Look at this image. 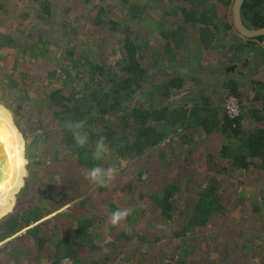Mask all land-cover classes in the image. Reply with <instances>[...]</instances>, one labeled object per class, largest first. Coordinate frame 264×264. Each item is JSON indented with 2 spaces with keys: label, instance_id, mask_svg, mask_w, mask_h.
Segmentation results:
<instances>
[{
  "label": "rangeland",
  "instance_id": "374dc122",
  "mask_svg": "<svg viewBox=\"0 0 264 264\" xmlns=\"http://www.w3.org/2000/svg\"><path fill=\"white\" fill-rule=\"evenodd\" d=\"M43 1L0 0V35L22 41L27 34L53 32V44L65 47L70 36L72 46L80 49L86 59L102 60L107 69L122 59L121 29L114 31L107 22L99 23L108 18L120 22L121 28L127 25L125 16L121 15V0L112 5H107L108 0H49L53 19L48 24L37 17ZM141 1L148 4L147 12L139 23L132 21L129 25L136 37L149 44L145 63L151 61L155 79L161 82L170 75L164 72L167 58L160 30L171 25L174 28V22L179 20L174 14L178 12L179 1ZM216 11L225 16V22L233 23V4L225 7L218 2ZM163 21L168 25L164 23L159 29ZM72 29L73 33L69 34ZM194 31L187 33V54L183 51L184 55L174 59V64L181 66L183 72L187 71L185 66L190 63L189 59H196L201 67L210 65L216 70L241 61L242 52L230 49L231 36L216 46L224 44L225 48L202 51L196 46ZM235 34L241 36L237 31ZM59 51L56 49L55 54ZM3 52L0 82H7L5 78L12 75L21 89V100L14 104L24 108L18 113L9 108L4 95L14 91L11 87H0V207L9 205L0 222L36 213L42 220L0 241L1 257L10 256L12 264H54L59 258V263L65 258L70 264L76 263V259L66 255L64 248L58 245L65 234H75L78 230L79 224L67 218L69 210L75 208L82 222L86 224L85 220L91 218L93 223L92 227L86 224V229L79 230L88 234L91 229L98 231L97 239H84L83 244L77 245L80 257L76 264H264V170L260 168V160L245 171L222 168L224 143L230 145L231 151L239 147L234 138L227 139L217 131L204 134L194 125L177 131H171L170 127L167 133L162 124H157L165 137L160 144L127 164L110 162L103 157L99 167L116 168L115 179L107 187L90 183L85 179V166L66 152L62 137L55 135L57 121L43 96L46 83L41 76L46 67L40 63L31 66L23 59L14 71L13 51ZM52 55L55 56L54 52ZM249 75L243 80L246 82L245 89L240 90L241 97L236 96L244 118L243 137L264 128V119L258 122L253 116V111L260 110L263 102L264 91L259 84L264 82V67H253ZM26 79L30 82L26 83ZM35 80L38 84L31 87ZM218 84H222L221 81L209 84L212 89H208L205 96L212 98L222 119L230 93L224 86L217 87ZM190 87L186 85L187 91L192 89L189 90ZM257 96L258 101H254ZM180 99V94L174 96V107H180ZM10 163L21 168L19 175L16 174L17 180L8 171ZM210 192L219 195L223 207L207 226L186 228L199 201L205 196L212 200ZM167 195L173 203L170 211L156 205L157 198L165 199ZM118 209H132V212L118 226H112L108 218ZM45 221L50 222L41 233L45 241L30 243L28 253L19 248L14 239ZM89 244L102 249L90 253ZM0 264L8 263L0 259Z\"/></svg>",
  "mask_w": 264,
  "mask_h": 264
},
{
  "label": "trees",
  "instance_id": "16d2710c",
  "mask_svg": "<svg viewBox=\"0 0 264 264\" xmlns=\"http://www.w3.org/2000/svg\"><path fill=\"white\" fill-rule=\"evenodd\" d=\"M48 1H43L37 10L39 20L47 24L53 19V8L48 4ZM115 1L108 0L107 5H112ZM160 1L164 3L179 1L176 6L178 12H174L179 20L174 22V28L172 29L171 25L168 29L160 30V37L165 41V56L167 58L164 72L167 76L170 75L168 79L161 82H157L158 80L155 79L151 61L145 63V52L150 47L149 44L146 43V40L136 37L134 30L129 25L132 21L139 23L147 12L148 4L141 0H121L123 2L121 15L125 16L127 23L122 28L116 19L106 18L99 21L100 24L107 22L111 30L121 29L123 33L122 59L112 68L107 69L102 60L86 59L80 49L72 46L70 36L66 37L65 47L53 44V32L46 34V31H39L36 35L27 34L22 41L10 35H0V60L5 57L2 55L4 54L3 50L8 49L13 51L12 56L15 58L14 71L17 68V63L23 59H27L25 62L31 66L40 63L41 66L46 67L41 76L42 82L46 83L43 96L50 105L51 115L57 121L55 135L57 138L62 137L66 152L84 165L87 171L100 166L103 157H106L110 162H126L127 164L146 151L152 150L165 138L157 124H162L167 133H169L170 127L173 128L171 131H177L179 128L194 125L201 128V132L204 134L210 135L217 131L225 135L227 139L234 138L239 147L235 151L232 149V152L230 145L224 143L220 159L222 168L225 171H229V168L234 171L237 169L245 171L254 167L256 161L260 160V168L264 170V128H257L244 134L243 137L241 130L244 118L240 117L237 121H232L225 115L220 119L218 110L213 106L212 98L205 96V92L212 89L209 84L216 80V82L221 81L222 83L217 87L224 86L230 94L241 97L240 87L232 78L241 75L239 67L242 63L244 65H242V69L247 71L258 62L260 54L264 56V48L261 50L258 46V43L264 46V36L254 39L243 38L247 42L236 37L234 24L225 22V16H220L216 11L218 2L228 7L234 3V0ZM241 13L247 29L253 31L264 28V0H245ZM164 23L167 24L165 21L159 24V29ZM191 29L195 30L193 35L197 38L196 46L202 51L225 48L224 44L219 48L216 46L231 36L230 49L240 50L244 58L243 62L240 64L233 61L230 66L216 70L210 68V65L201 67L196 59H189L190 63L185 66L187 71L183 72L181 66L174 64V59L180 54L184 55L183 51L187 54L188 46L186 45L189 44L187 33ZM63 30L65 31L64 28ZM68 33H73V29ZM233 34H235V38H233ZM191 45L193 46V44ZM58 48L60 51L55 54ZM194 48L192 49L194 50ZM52 52L55 56L52 55ZM231 67L236 69L228 70ZM11 76L8 75L9 78H5L8 80L7 82H0V87L13 89V94L4 95L5 98H8L4 102L18 113L24 108L23 105L14 104L21 100V89L17 87V81ZM25 81L26 83L30 82L28 79ZM224 81L225 84H223ZM36 84H38L37 80L30 86L36 87ZM187 84L191 86L189 90L192 88L190 91L186 89ZM259 85L264 91V82H260ZM178 94L181 95L180 107H174L173 99ZM258 98L257 96L254 101H258ZM45 99L43 100L45 101ZM262 100L261 109L253 111V116L258 122L264 119V94ZM69 123L76 127L69 129L66 127ZM74 132L88 135V144L85 147L75 146ZM101 137L104 138L108 151L101 159L97 160L94 159L93 152L96 142ZM226 160H231V162H225ZM229 163L230 166H228ZM8 171L17 180L16 174L19 175L21 168L10 163ZM212 190L213 187L210 188V191ZM214 194L210 196L212 200H208L209 197L205 196L199 201L193 217L190 218V222L186 223L188 225L186 228L205 227L214 214L219 212L220 207L223 206L219 195ZM156 205L167 211L173 209V203L168 199V195L165 199L157 198ZM8 206L4 204L0 207V211L7 213ZM80 215L78 209L69 210L68 221L75 220L79 224L78 230L75 234H65L58 243L64 248L66 255L76 259V263L80 257L77 245L83 244L84 239L93 241L98 238L96 230L91 229V234L79 230V228L86 229V224L93 226L91 218L86 219L85 224L80 219ZM27 217H14L10 221L0 222V241L7 240L22 229L42 220V216L38 213ZM50 222H42L29 229L24 236L15 238L14 240L19 244L18 247L28 253L30 243L45 241L41 233ZM89 247L90 253L102 249L101 246L92 244H89ZM0 259L6 260L8 264L13 262L8 255L0 256ZM59 262L60 258L54 264H59Z\"/></svg>",
  "mask_w": 264,
  "mask_h": 264
},
{
  "label": "clouds",
  "instance_id": "9594fccd",
  "mask_svg": "<svg viewBox=\"0 0 264 264\" xmlns=\"http://www.w3.org/2000/svg\"><path fill=\"white\" fill-rule=\"evenodd\" d=\"M69 129L76 127L75 125L68 124L66 125ZM75 146L77 147H85L88 144V135L86 133H73ZM108 151V147L105 144V140L101 137L95 144L93 157L94 159H101L104 154ZM117 174V169L114 167H109L107 169L96 166L91 168L85 173V179H87L90 183L98 184L100 186H109V184L115 179ZM132 212V209H118L112 212L108 218V223L112 226H118L122 221H124ZM4 212H0V217L4 216ZM62 264H70L67 258L62 261Z\"/></svg>",
  "mask_w": 264,
  "mask_h": 264
},
{
  "label": "water",
  "instance_id": "95a60500",
  "mask_svg": "<svg viewBox=\"0 0 264 264\" xmlns=\"http://www.w3.org/2000/svg\"><path fill=\"white\" fill-rule=\"evenodd\" d=\"M244 2L245 0H234L233 3V24L235 30L246 39H254L264 36V28L252 31L245 26L241 13ZM235 67L228 68V70H234L236 69Z\"/></svg>",
  "mask_w": 264,
  "mask_h": 264
},
{
  "label": "built area",
  "instance_id": "2783aa9c",
  "mask_svg": "<svg viewBox=\"0 0 264 264\" xmlns=\"http://www.w3.org/2000/svg\"><path fill=\"white\" fill-rule=\"evenodd\" d=\"M224 109L225 115L232 121H237L242 115L241 104L235 95L229 94L226 97Z\"/></svg>",
  "mask_w": 264,
  "mask_h": 264
},
{
  "label": "crops",
  "instance_id": "0c3cea01",
  "mask_svg": "<svg viewBox=\"0 0 264 264\" xmlns=\"http://www.w3.org/2000/svg\"><path fill=\"white\" fill-rule=\"evenodd\" d=\"M236 37H239V36L237 35ZM239 38L243 39L242 37H239ZM243 41L247 42V40H245V39ZM258 46L260 47L259 49H261V50L264 48V46L261 43L260 44L258 43ZM246 50H248V49L246 48ZM240 60L241 61L238 60L236 62L241 64V62H243L244 58L242 57V59H240ZM263 64H264V56H262L260 54L259 55V58H258V62L256 64H254L253 67L255 68L258 65H261V66L264 67ZM242 65H243V63L239 67L240 68L239 74H241V75L240 76L238 75L237 77H233V78L231 77L236 82V84L240 87V90L245 89L244 85H245V82L246 81H243V80L246 79L247 76H250L249 74L251 73V70L253 68L252 67L251 69H249V70L246 71V69H244V68L242 69ZM259 79L263 81V78L262 77H259Z\"/></svg>",
  "mask_w": 264,
  "mask_h": 264
}]
</instances>
